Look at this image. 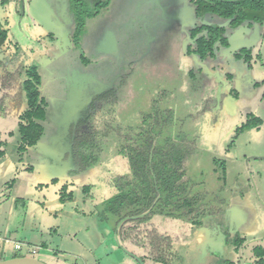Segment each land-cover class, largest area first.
<instances>
[{"label":"rangeland","instance_id":"1","mask_svg":"<svg viewBox=\"0 0 264 264\" xmlns=\"http://www.w3.org/2000/svg\"><path fill=\"white\" fill-rule=\"evenodd\" d=\"M190 1L60 0L64 11L62 17L55 15L56 26L62 28L52 34L53 40H36L46 32L24 13L12 33L23 54L22 65L37 64L42 76L48 118L42 122L39 143L52 147L59 129L56 120L66 118L70 95L83 85L93 90L104 87L107 93L93 104L84 127L96 130L105 142L100 145L99 164L77 175L54 170L55 164L65 165L59 149L50 155L41 146L21 149L18 126L14 137L0 143V238L4 241L0 259L20 256L44 264H134L117 245L115 219L102 223L97 205L116 192L111 177L127 172L116 154L118 131L122 136L134 132L142 117L149 115L157 117L150 121L153 132L160 134L159 141L172 139L190 153L185 179L191 193H204L214 209L229 212L228 219L220 220L221 229H233L245 240L230 252V264H256L253 248L264 249V39L250 46L248 63L216 46L203 61L204 67H197L185 51L190 31L199 23ZM77 9L91 13L81 41L86 63L70 38ZM205 19L219 22L208 10ZM12 20L18 18L12 15ZM245 23L256 24L264 32V15L247 13L239 26ZM230 29L226 27L227 33ZM59 35L66 37V44L62 45ZM107 40L112 46L106 45ZM235 41L233 34L230 44ZM224 74L231 76L229 81ZM258 118L261 126L254 122ZM83 186L90 187L88 194H83ZM63 187L74 200L58 202ZM164 218L153 217L145 223L174 240L185 239L190 224L182 218ZM6 238L20 243L22 250L14 252ZM128 250L152 264L151 255L140 249L137 239Z\"/></svg>","mask_w":264,"mask_h":264},{"label":"trees","instance_id":"2","mask_svg":"<svg viewBox=\"0 0 264 264\" xmlns=\"http://www.w3.org/2000/svg\"><path fill=\"white\" fill-rule=\"evenodd\" d=\"M213 1L214 3L211 2L213 11L227 18L236 14L239 19L241 7L251 10L264 9V4L258 0ZM79 11L74 12L76 21L72 37L75 48L80 52L79 58L86 63L81 41L86 20L90 19L91 13L86 11L84 14V10L80 11L81 13ZM198 38L195 39L198 49L194 53L198 58H203L210 52L208 49L215 37H212L210 41ZM40 86V70L34 64L27 71L26 79L19 86V90L17 89L20 94L18 92H13L10 94L11 96L5 94L4 103L0 104V116L18 120L21 149L26 150L34 146L41 140L44 133L42 122L46 120V105L39 97ZM22 105H25L23 110H21ZM156 118V116H143L140 127L128 135L122 136L118 131L120 140L116 154L124 160L127 172L111 177L116 192L101 205L100 216L104 220L140 215L150 209L158 196L160 198L152 207L149 215L132 223H142L153 217L161 216L167 219L182 218L188 223L198 224L193 218L196 212L198 210L202 213L207 211L205 208L207 205L202 204L206 195L192 194L190 183L185 179L190 153L182 143L172 139L163 138L159 141L160 134L153 132L154 124L150 121V119L155 120ZM254 122L257 124L259 121ZM103 141L99 139L96 130L82 132L73 137L70 141V154L73 162L70 170L73 174L84 173L99 164L100 145ZM62 190L59 198L61 203L64 202V199L71 198L69 194L64 193L65 187ZM82 192L88 194L90 187L83 186ZM217 212L219 210L215 211V213ZM172 246L168 237L152 234L150 249L153 263L170 264L173 259L175 260L177 253ZM253 254L259 259L256 264H264L263 248L255 247Z\"/></svg>","mask_w":264,"mask_h":264},{"label":"flooded vegetation","instance_id":"3","mask_svg":"<svg viewBox=\"0 0 264 264\" xmlns=\"http://www.w3.org/2000/svg\"><path fill=\"white\" fill-rule=\"evenodd\" d=\"M264 4V0H258ZM191 4L195 8V19L199 21L198 25H195L194 28L191 29L189 35V42L186 47V54L191 58H194L195 64L197 67H204L203 61L207 57H211L213 54V50L216 49V46L223 47L227 50V52L233 57V59L237 61H243L248 63L249 60H252V52L250 46L254 44L259 39H264V32L260 31L261 27L253 24L252 26L244 25L239 26L240 23H243L246 20L247 13H256L260 15H264L263 10H251L245 9L241 7V17L237 18V15L234 14L232 17H224L220 14L216 13L212 9V4L210 1L203 0H191ZM62 5L60 4V0H0V104L2 105L4 95L12 94L13 92L17 93V89L22 84V82L26 79V73L31 66H23L21 59L23 58V54L20 53V48L17 42L13 37V29L19 26V21L21 20L24 13H27L31 18L36 21L38 26L44 29L46 33L41 34L36 37V40H53L52 34H55L58 29L62 27L56 26V15L58 14L62 17ZM207 10L216 16H218L219 22L215 21H206L205 14ZM72 13V12H71ZM12 15L18 18V21L12 20ZM74 17V14H73ZM223 20V22L221 21ZM75 17L74 23L75 25ZM226 27H230L231 29L228 31ZM74 29V28H73ZM261 33V34H260ZM230 34V35H229ZM235 34L237 36V41L230 44L231 35ZM199 37V38H198ZM212 37H215V40L210 45L208 49V54L203 58H198L194 52L197 51V39L204 38L205 41H210ZM59 41H62V45L66 44V37L58 36ZM70 38L73 37L70 35ZM196 39V40H195ZM252 40H254L252 42ZM192 42V43H191ZM250 43L247 46H242L240 43ZM64 43V44H63ZM219 44V45H216ZM82 61V60H81ZM83 62V61H82ZM84 63V62H83ZM37 65V64H36ZM38 66V65H37ZM39 67V66H38ZM41 74V72H40ZM84 76H80L78 78H82ZM224 78L226 81H229L231 76L229 74H224ZM89 79V78H88ZM42 83V76H41ZM86 83V82H85ZM41 87V86H40ZM10 92L8 93V90ZM73 89V88H72ZM99 89V90H97ZM97 89L88 88V86H81L76 90L75 93L70 95L68 100L67 114L66 118L62 120V122L56 123V129L58 132L54 137L53 142L50 144V147H46L42 145V149L44 153L50 155V153H55L58 151H62L64 153V157H61L62 164L65 163L66 167L57 166L56 164L52 167L55 171L61 173H69L72 168V158L70 151V141H72L73 137L81 134L82 132H91L90 130L84 129L85 125L88 123V119L92 116V111L95 107L93 104L100 102L103 98L106 91H104V87H98ZM19 90V89H18ZM42 90L40 88V99H42L46 105V109L48 107V102L41 94ZM19 93V92H18ZM20 94V93H19ZM110 93H108L109 95ZM230 94L233 96L235 92L230 90ZM223 98L220 101V105L223 106ZM96 102V103H95ZM23 110L25 105L21 107ZM47 111V110H46ZM252 117V115L248 116V119ZM47 112H46V120H47ZM45 120V121H46ZM260 125L261 120L257 119ZM18 126V120H17ZM88 127V126H86ZM85 127V128H86ZM40 142V141H39ZM37 142L36 144H38ZM35 144V145H36ZM34 145V146H35ZM56 148V149H54ZM49 152V153H48ZM53 159V158H52ZM71 168L68 170L70 164ZM61 165V164H59ZM66 168V170H64ZM66 171V172H65ZM201 195H204L202 193ZM57 200V199H56ZM55 200V201H56ZM74 199H64V202H71ZM202 204L207 205L205 208L207 211L204 213L196 212L194 215V220L198 222V224H190L188 235L183 240L173 239L170 235H166L163 232L156 229V227H150L145 222L134 224L132 222L137 220H128L126 221L120 229V241L122 243L121 249L124 248L128 251V254L125 252L134 264H145L144 259L139 257L138 255L131 253L128 249L130 248L131 241L132 243L137 242L140 246L141 250H145L148 254L151 255L150 249V237L152 234H157L158 236L168 237L170 242L173 244L177 256L175 258V262L182 264H225L231 263L230 261V252L232 253L238 246H242L245 240L241 237H237L235 230L233 229H221L220 220L228 219L229 212L221 213V209H214L213 204L209 199L206 200L204 198ZM83 204L87 202L83 199ZM105 201V200H104ZM104 201H101L99 206L97 205L98 214L100 216L101 205ZM58 202L59 199H58ZM198 207V206H197ZM219 210V212L215 213V211ZM85 215V214H84ZM149 215V214H148ZM147 215V216H148ZM138 216V215H137ZM134 217V216H127ZM126 218V217H124ZM122 218V219H124ZM103 222H107L104 220L102 216H100ZM115 219V218H114ZM122 219H115L114 225V237L116 226ZM142 219V218H141ZM172 219V218H171ZM140 220V219H139ZM147 222V221H146ZM145 223V224H144ZM125 236V238H123ZM118 245V244H117ZM119 246V245H118ZM144 248V249H143ZM254 249V248H253ZM253 252V250H252ZM218 260L221 262L218 263ZM259 260L255 257V261ZM151 262L153 263L152 257ZM174 262V264H175ZM188 262V263H187ZM120 264V263H117Z\"/></svg>","mask_w":264,"mask_h":264},{"label":"water","instance_id":"4","mask_svg":"<svg viewBox=\"0 0 264 264\" xmlns=\"http://www.w3.org/2000/svg\"><path fill=\"white\" fill-rule=\"evenodd\" d=\"M253 41L254 40H252V42ZM240 44L242 46H247L250 43L248 44V43H245V42H241ZM106 45L107 46L108 45L112 46L111 40L110 41L107 40L106 41ZM39 146L42 147V144H40ZM64 167H66V165H64ZM64 170H66V168ZM159 198H160V196L157 197V199L154 202V204L159 200ZM154 204L150 207V209H148L147 211H145L144 213H142V214H140L138 216L126 217V218H124V219L119 221V223L116 226V230H115V240H116L117 244L119 245V247H122V243L120 241V229H121V226L128 220H139L141 218L146 217L150 213V211H151L152 207L154 206ZM122 249H123V251H125L128 254V251L126 249H124V248H122ZM0 264H44V263L41 262V261H38V260H36L34 258H30V257H15V258H11V259H8V260L0 261Z\"/></svg>","mask_w":264,"mask_h":264},{"label":"crops","instance_id":"5","mask_svg":"<svg viewBox=\"0 0 264 264\" xmlns=\"http://www.w3.org/2000/svg\"><path fill=\"white\" fill-rule=\"evenodd\" d=\"M262 125V124H261ZM260 125V126H261ZM13 126V127H12ZM17 126V119L15 120V118H6V117H2L0 116V143L6 141L7 138H12L15 136V128ZM16 142H18V140H16ZM40 145V144H39ZM38 144H36L35 146H32L30 148H36L39 146ZM1 152V151H0ZM1 156V155H0ZM28 187H32L33 185L31 183L27 184ZM48 200H51L49 197L47 198ZM165 220H171V219H167V218H164ZM176 221V220H175ZM170 235V234H169ZM7 239V238H6ZM0 240H2L0 238ZM8 240V239H7ZM9 241H12V240H9ZM14 242V241H12ZM15 243H18V242H15ZM10 244V243H9ZM20 244V243H18ZM12 245V244H10ZM21 245V244H20ZM3 247V246H2ZM14 250V249H13ZM22 250V249H21ZM15 252V251H14ZM15 257H20V256H11L10 258H3V259H0V261H3V260H8V259H11V258H15Z\"/></svg>","mask_w":264,"mask_h":264},{"label":"built area","instance_id":"6","mask_svg":"<svg viewBox=\"0 0 264 264\" xmlns=\"http://www.w3.org/2000/svg\"><path fill=\"white\" fill-rule=\"evenodd\" d=\"M3 242H4L3 240H0V251H1V248H2V246H3ZM6 242H7V243H10V244L13 245V249H14V251H19V250L22 249V245H20V244H18V243H15V242L9 241V240H7V239H6ZM31 252L34 253L35 251H34V250H31Z\"/></svg>","mask_w":264,"mask_h":264}]
</instances>
